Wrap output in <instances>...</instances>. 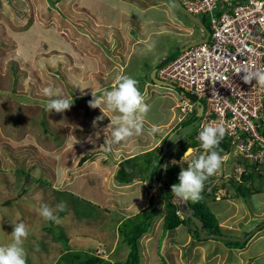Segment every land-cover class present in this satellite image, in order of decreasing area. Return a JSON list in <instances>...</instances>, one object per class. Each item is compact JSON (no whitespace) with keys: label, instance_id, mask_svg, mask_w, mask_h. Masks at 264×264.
I'll return each mask as SVG.
<instances>
[{"label":"rangeland","instance_id":"rangeland-1","mask_svg":"<svg viewBox=\"0 0 264 264\" xmlns=\"http://www.w3.org/2000/svg\"><path fill=\"white\" fill-rule=\"evenodd\" d=\"M112 1L118 3L117 8L123 5L122 0H0V246L12 242V224L25 223L29 232L23 243L26 264H56L64 246L55 237L63 233L73 250L88 249L111 264L122 259L119 254L122 256L123 241L113 256L108 249L117 234L115 228L112 230L114 221L129 211L125 202L129 189L115 179L120 161L116 158L122 154L115 151L118 154L113 159L104 154L105 141L110 137H105L102 129L114 113L101 105L106 116L93 128L92 122L101 111L88 106L92 92L102 97L105 90H111L119 74L136 79L144 102L150 105L145 120L164 125L173 118L169 127L158 129L163 135L178 117L188 121L193 116L181 109L184 99L176 91L150 80L158 63L188 39L176 29L175 5L171 0H123L131 12L127 17L123 15L124 24L120 25L122 17L108 18L101 13ZM135 8H143L144 12L138 13ZM197 17L204 19L202 14ZM156 19H162V27L171 24L173 29L167 33L151 32L162 28L154 25ZM202 22L208 25L207 19ZM185 23L190 38L202 36L189 20ZM145 37L147 41L143 40ZM138 38L142 39L137 42ZM125 64L129 67L124 71ZM77 86L86 87L83 95ZM46 87H53L72 101L70 109L48 113L45 106L49 98L43 92ZM185 99L187 104L194 103ZM199 120L182 126L170 139L159 176L167 163H174L170 154L182 141L194 136ZM96 131H100L99 139L94 144L86 142L84 138ZM147 131L154 135L151 129ZM76 140L80 142L73 144ZM149 143L145 139L142 148ZM234 156L240 158L226 157L221 168L204 184L211 191L209 200H214V196L224 199L221 212L207 205L218 220V234L240 238L251 234L244 246L233 251L225 241L207 239L197 250L191 245L194 251L189 254L186 246L170 250L165 240L154 264H264V163L256 165L254 157L244 154ZM83 157L85 161L80 160ZM142 160L143 155L136 158L138 163ZM181 160L180 170L187 167L185 157ZM244 163L254 166L256 175L252 182L259 191L240 199L234 196L231 180L236 185L241 183ZM60 191L73 195L60 198ZM188 201L174 196L173 203L184 207ZM42 204L53 210L59 223L40 216ZM61 204L64 210L57 211ZM216 204L220 211L221 204ZM75 205L88 215L79 214ZM98 207L100 213L96 212ZM164 232L162 228L161 235ZM161 235L151 234L149 242L156 244ZM192 237L201 241L194 230ZM152 256L142 253L140 264H151Z\"/></svg>","mask_w":264,"mask_h":264},{"label":"built area","instance_id":"built-area-1","mask_svg":"<svg viewBox=\"0 0 264 264\" xmlns=\"http://www.w3.org/2000/svg\"><path fill=\"white\" fill-rule=\"evenodd\" d=\"M181 2L193 15L208 20L209 36L163 65L157 77L202 100L205 110L194 132L199 143L195 149H202L197 139L202 125L222 124L227 144L224 159L244 154L263 164L264 85L255 79L245 84L243 73L235 71L242 66L264 70V0ZM213 74L218 77L215 83L210 80ZM213 88L218 96L212 95ZM181 104L185 112L197 108L196 102L187 104L186 99Z\"/></svg>","mask_w":264,"mask_h":264},{"label":"clouds","instance_id":"clouds-1","mask_svg":"<svg viewBox=\"0 0 264 264\" xmlns=\"http://www.w3.org/2000/svg\"><path fill=\"white\" fill-rule=\"evenodd\" d=\"M200 32L202 33L201 30ZM203 36L204 35L202 33V36L197 38H202ZM241 72L243 73L241 79L245 84H248L255 79L256 83L264 85V70L242 66L236 69L235 74H239ZM210 80L215 83L218 81V77L213 74V77H211ZM79 88L81 89V94L83 95V90L86 87ZM43 92L44 95L49 98L45 106L48 113L53 111L56 113H63L65 110L70 109L72 101L64 98L58 90L53 87H46L43 89ZM213 94L218 96L214 88L212 90V95ZM182 98L185 100L184 97ZM87 103L90 108H99L101 111V115L97 116L92 122L93 128L97 127V121H102L106 116L101 105L114 113L111 117L107 116L109 118V123L102 129L105 137H110L105 141V151H110L113 144H119L127 141L133 136L141 135L145 125L146 115L150 111V105L144 102V97L138 88V81L125 74L117 75L111 90H105L102 97H97L96 94L92 92V99H90ZM197 109L198 105L192 112L193 115ZM184 118L185 117L180 118L181 121ZM151 131L156 133L158 129L153 126ZM225 134L226 129L222 124H208L201 126L197 139L204 151L202 153V150L197 148V150L187 149L185 152H187L188 155L184 156L183 153L181 158L185 157L184 161L186 162L187 167L181 168L178 174L179 182L171 185V192L174 196L185 201L191 200L192 202H197L201 199L200 194L203 190L204 182L210 176L214 175L221 168L223 163L224 158L220 155L217 149L219 148L220 141L224 138ZM99 137L100 131H96L84 139L86 142L94 144ZM193 139L195 140V136H193ZM78 142L80 141L76 140L73 144ZM198 144L199 143L197 142V145ZM197 145L193 146V148ZM190 155L192 160H189ZM186 206H189L188 202L184 207L178 205L177 210H180V214H177L181 218H184L182 216V211ZM63 210V204L57 206V211ZM38 211L40 216L45 220L59 223V217L54 215L53 210L48 205L42 204ZM12 226V242L6 246H0V264H26V253L23 243L29 235L28 228L22 221L16 222L15 224H12Z\"/></svg>","mask_w":264,"mask_h":264},{"label":"trees","instance_id":"trees-1","mask_svg":"<svg viewBox=\"0 0 264 264\" xmlns=\"http://www.w3.org/2000/svg\"><path fill=\"white\" fill-rule=\"evenodd\" d=\"M204 21V19H201ZM207 26V25H206ZM197 145L196 141L188 138V140L182 141L180 147L173 152V156L176 160L181 159L183 153L190 147ZM227 149V144L225 139L223 138L220 141L219 151L220 155ZM202 150V149H200ZM199 150V152H200ZM167 153V152H166ZM165 153V155H166ZM164 155V157H165ZM86 157V156H85ZM83 157L80 160L85 161L86 158ZM163 157V159H164ZM136 158L132 157L120 162L118 169L116 171V178L120 184H128L133 181L134 178H138L140 180H147L150 187H153L150 184V175H151V163L152 160L148 157H144L142 163L136 162ZM156 159V158H155ZM162 159V161H163ZM155 162V161H154ZM162 163V162H161ZM161 164L157 169V177L159 179H166L171 184L178 183V174L180 169H178L177 164L167 165L163 169V173L161 171L160 176L158 175V170L160 169ZM255 170L254 166L246 164L244 166V170L241 174V183L236 185L234 180H231V187L233 188L234 195L239 197H245L248 194L259 191V188L253 184L252 180L254 178ZM230 179V178H229ZM247 183V184H246ZM221 187H224L223 185ZM206 185L204 184L203 190L201 192V199L197 202L188 201V205L190 208L194 210L196 216L200 218L203 223V230L209 233H219V225L218 221L215 218L214 214L209 210L207 206V199L211 195V191L206 190ZM217 189V188H216ZM214 192L215 189H212ZM60 198L66 196V194L73 195L72 193H68L67 191H60ZM163 198L165 199V214L163 217V229L171 230L178 227L180 224L188 222L191 220L187 218H181L177 214L178 205L170 201V195L168 193L162 192ZM153 205H149L144 208L139 213L133 215L131 218L121 221L118 225V233L120 235V241L126 247L127 255L124 260L120 262H116V264H140L141 263V254H140V246H139V238L143 233H145L152 223V219L156 214L155 206L151 208ZM76 211L81 214L83 217L87 216L88 213L80 208L78 205H75ZM78 208V209H77ZM77 213V214H78ZM87 214V215H86ZM193 225V230L196 232L198 237L197 228ZM55 239L59 242H62L64 246V252L60 256V259L56 264H111L109 261L101 258L100 256L94 255L93 252H90L88 249L85 250H73L71 246L67 243V238L63 234H58ZM225 244L228 247L241 248L244 246L245 242H230L225 241ZM73 247V246H72ZM91 253V254H90ZM91 255V256H90Z\"/></svg>","mask_w":264,"mask_h":264},{"label":"crops","instance_id":"crops-1","mask_svg":"<svg viewBox=\"0 0 264 264\" xmlns=\"http://www.w3.org/2000/svg\"><path fill=\"white\" fill-rule=\"evenodd\" d=\"M108 3H109L108 4V7L105 8L104 12H101L103 14V16L104 17L109 16L108 18H112V16L116 15V16H119V19H120V17H122L120 19V25L121 24H124V22H123L124 16L127 17V13L128 12L129 13L131 12V10H129L130 8L128 7L127 2H125V1L122 0V3L121 4H123V5H121V6L119 5L118 8L115 6V4H118L115 1L108 2ZM146 8H148V7H146ZM135 10L138 11V13H141V14H142V12H144V9L143 8H135ZM162 10H164V9H162ZM178 14L182 18L184 17V16H182L180 14V12H178V10L174 14V15H176L175 18H177L176 19V24L178 25L177 28H176L177 31L178 32H184V33H180V34L182 36H185V37L188 38V39H185L184 40L185 42H186V40H194L195 38H190L189 29L186 27L187 26L186 23H185L186 18H183L182 19L180 16H178ZM111 21H112V19H111ZM163 24H165V23L164 22L162 23V19H160V20L156 19V21L154 22V25L155 26L161 25L160 27H162ZM170 25L171 24H168L167 26L165 25L164 27L159 28L157 30L156 29L155 30H152L151 32H154V33H167L169 30L173 29V27L170 28ZM151 26H152V24H151ZM141 39L142 38H138L137 39V42L140 41ZM143 40L144 41H147V37L143 38ZM184 41H182V42H184ZM128 67H129V65L128 64H125L124 65V71ZM172 120H173V118L170 117L169 120L167 121V123L164 124V125H159V124H156V125L154 124L153 125L151 123H148L145 120V126H144V129H143V132H142L141 135H139V136H133V137L129 138L128 140L131 141V142H128V140H127V141L121 142L119 144H113L111 146V150L110 151H106V153H104V154L107 155L108 158L110 157L109 155H111V157L113 159L116 156V154H118V153H115V151H119L122 154L120 157H117L116 158V159H119L120 160V161L118 160L119 161V164L123 160L129 159V158H132V157H140L141 155H143L144 157H148V158H150L152 160L151 166H153L154 161H155V158L158 155L159 148L161 146V143H162V140H163L164 136L178 122H180L181 119H180V117H178L176 119V121L174 122L173 126L169 130H167V132L164 133V135L160 131H157L156 133H154V135H151V133H149L147 130L152 129L153 126H155L157 129H159V128L163 127V126L169 127L173 123ZM145 139H149V142L150 143H149V145L147 147L142 148L141 145L144 143ZM108 152H110V153L108 154ZM167 153H166V155H167ZM166 155H165V157H166ZM170 155H171V157L169 156V158H173V161H174V163L171 162V164H177V165H179L178 163H180V161H182L181 160L182 158L179 159V160H176L172 154H170ZM165 157H164V159H165ZM227 157H233L236 160H238L240 158V157H235V156H227ZM164 159H163L161 165L163 164ZM167 160L168 159H166V161ZM168 161H170V159ZM167 165H168V163L166 164V166ZM245 165H246L245 163L243 165H241V169L244 168ZM256 165H257V163H256ZM262 165L263 164H261V166ZM115 179L117 180L116 174H115ZM235 179L237 180L238 178H235ZM147 184L144 181H142V180H140L138 178H134L133 181H131L128 184H125V186H127L128 189H129L128 190V196H127V198L125 200L126 206H127V208H128L129 211H128V213H126V215H124V217L119 218V219H116L114 221V227H112V230L115 228L114 231H115V234H116V232H117V234H116V238L113 236V239L115 238V240H114L115 242H113L110 245V248L108 249L109 254H111L113 256L115 254L116 249L119 247L120 235L118 233L117 228H118V225L121 223V221L131 218L133 215L139 213L140 211H142L144 208L148 207L151 204L156 207L155 209L157 210V212H156V214L154 215V217L152 219V223H151L150 227L148 228V230L145 233H143L141 235V237L139 238V243H138L139 246H140V250H145L146 253H152L153 254V256L149 258L150 259L149 262L151 264H154L155 263V260H157V258L159 260L158 253H159V251L162 250V246H163V243H165V240H166V243H168L170 250L180 249V248L186 246V247L189 248V250H188L189 254H191L194 251L191 248V245H192V247L195 250H197L198 249L197 247L199 245H202L203 243L207 242V239H206V241L205 240H201V241L198 240L197 241V240H195L192 237V231H193L194 228H193V225L192 224H189L188 222L182 223V224H180L178 227H176L174 229L166 230V233L164 232L161 235V229L163 228V217H164V214H165V207H164L165 206V201H164L165 199L163 198V194L157 193L155 191V189L149 187ZM219 188H222V187L219 186ZM235 197L239 198V196H235ZM245 197H240V199H244ZM213 198H214V200L207 199V205L210 208H213L215 212H221L222 211V205H223V203H222L223 201H221V200H224V199L218 200L217 199V196H214ZM91 199L94 200V201L96 200V199H94L92 197H91ZM84 200L90 203V201H88L86 199H84ZM217 201L221 204L220 211H219L218 205L216 204ZM159 202H160V204L158 205ZM141 203H143V204H141ZM162 204H163V206H162V210H161L160 207H161ZM99 207L96 208V212H98V213H100L98 211ZM109 211H111V210H109ZM161 211H162V213H161ZM106 219H107V217H106ZM156 220H158V221H156ZM219 221H221V220H219ZM161 225H162V228H161ZM108 226L109 225H107L106 227H108ZM222 226L226 228V225L225 224H223ZM150 230H152V231H150ZM151 234H152V236L153 235H156V234H157V236L161 235V237H158V240H156V244L149 242V238H151V236H150ZM141 240L143 242H141ZM200 243H202V244H200ZM141 246H142V248H141ZM123 247L124 248H123V251H122V256H121V253L119 254L120 257H122L121 261L124 260L125 257H126V255H127L126 247L125 246H123ZM77 249L78 248H75L74 250H77ZM231 249L233 251L234 250L237 251L238 248L232 247ZM145 252H141L140 251L141 258H142V253H145ZM144 256L147 257L148 254H146Z\"/></svg>","mask_w":264,"mask_h":264},{"label":"water","instance_id":"water-1","mask_svg":"<svg viewBox=\"0 0 264 264\" xmlns=\"http://www.w3.org/2000/svg\"><path fill=\"white\" fill-rule=\"evenodd\" d=\"M172 3L175 5V7L177 8V10L187 19L189 20L193 25H195L197 28H199L202 33H203V37L202 38H197L192 40L191 43L187 44L186 46H183L181 48H179L178 50H176L171 56L164 58L163 60H161L158 65L151 71L150 74V80L158 86L161 87H166L168 89H172L174 91H176L179 96L187 98L192 100L193 102H196V104L198 105V109L195 112V114L192 116L191 119H189L188 121H182L177 123V125L175 127L172 128V130H170L163 138L161 146L159 148V152L158 155L155 159V162L151 168V175H150V184L156 189L157 193L159 192H165L168 193L170 195V201L173 202L174 200V195L171 192V183L168 182V180L166 179H159L157 177V169L159 167V165L162 162V159L165 155V153L167 152V150L169 149V141L170 139L173 137V135L184 125L186 124H190L193 122V120H196L198 118H200L203 114V109H204V104L202 102L201 99H198L195 95H192L190 93H187L185 91H183L182 89L178 88L175 84L170 83V82H166L163 80H160L157 77L156 72L158 71L159 68H161L163 65H165L166 63H168L170 60L174 59L179 53L185 51L187 48H189L190 46H194L197 45L199 43H202L204 41H206V39L209 36V30L207 28V26L195 15H193L191 12H189L180 2V0H171ZM178 141L175 142V144ZM182 216L184 218H188L191 220V222L195 225V227L197 228V232H198V238L200 240H206V239H219L222 241H230V242H240L243 243L245 241H247V239L251 236V234H247L244 237H236V236H228V235H222V234H218V233H209V232H205L203 230V223L200 220V218L198 216H196V214L194 213V210L192 208H190L189 206H186L185 208H183L182 211ZM264 224V222L262 223Z\"/></svg>","mask_w":264,"mask_h":264},{"label":"bare ground","instance_id":"bare-ground-1","mask_svg":"<svg viewBox=\"0 0 264 264\" xmlns=\"http://www.w3.org/2000/svg\"><path fill=\"white\" fill-rule=\"evenodd\" d=\"M191 42H192V40L186 41L181 47L186 46L187 44H189V43H191ZM181 47H180V48H181ZM190 47H192V46H190ZM187 49H188V48H187ZM187 49H186V50H187ZM162 60H163V59H162ZM181 99H183V98H181ZM198 99H199V98H198ZM186 102H187V101H186ZM204 110H205V108L203 109V112H204ZM199 123H200V120H199ZM199 123H198V124H199ZM176 125H177V124H176ZM176 125H175V126H176ZM175 126H174V127H175ZM197 126H198V125H197Z\"/></svg>","mask_w":264,"mask_h":264}]
</instances>
